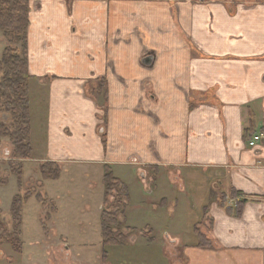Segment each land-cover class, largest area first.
Segmentation results:
<instances>
[{"label": "crops", "instance_id": "obj_1", "mask_svg": "<svg viewBox=\"0 0 264 264\" xmlns=\"http://www.w3.org/2000/svg\"><path fill=\"white\" fill-rule=\"evenodd\" d=\"M29 6L32 155L24 162L41 178L46 162L61 173L89 162L124 183L137 172L164 194L155 209L173 215L185 206L187 231L166 230L163 243L151 237L175 264H264V140L249 145L264 134V0ZM127 207L122 221L134 229Z\"/></svg>", "mask_w": 264, "mask_h": 264}, {"label": "rangeland", "instance_id": "obj_2", "mask_svg": "<svg viewBox=\"0 0 264 264\" xmlns=\"http://www.w3.org/2000/svg\"><path fill=\"white\" fill-rule=\"evenodd\" d=\"M2 34L0 29V49L9 45L21 48ZM2 104L0 101V120L7 125L8 134L0 140V264H175V257L159 244L160 239L151 237L161 235L163 243L164 231L171 232L175 227L187 231L182 203L173 215L166 207L158 205L155 209L153 201L164 194H152V187L145 188L137 172L126 174V215L130 214L127 224L134 227L128 229L122 221L124 189L114 186L105 201V175L110 170H97L92 163L75 161L65 164L57 180L43 181L35 163H25L18 157L16 142L10 137L17 125ZM17 194L32 195L24 204L21 226L15 225L11 215L12 200ZM53 204L58 208V228L50 236L46 229L55 218L54 215L52 219ZM103 210L117 215L120 225L115 232L125 236L122 243H104ZM19 229L20 238L11 239L10 235L18 234Z\"/></svg>", "mask_w": 264, "mask_h": 264}, {"label": "trees", "instance_id": "obj_3", "mask_svg": "<svg viewBox=\"0 0 264 264\" xmlns=\"http://www.w3.org/2000/svg\"><path fill=\"white\" fill-rule=\"evenodd\" d=\"M30 0H0V29L4 36L11 43L20 44L21 48L7 46L0 58V101L12 115L13 123L17 129L10 134L16 142V152L19 158L28 159L32 155L30 140L31 132V107L29 95L30 74L28 71L27 58V33L29 27ZM105 81L102 83L104 84ZM103 89V85L99 87ZM8 134L7 125L0 120V140ZM40 172L43 179H58L61 175V168L55 162H46L41 165ZM105 201L108 199L114 186H121L126 192L125 199L128 200V188L126 184L111 171L105 175ZM31 196H21L17 194L12 201L11 215L15 225L21 226L23 220L24 203ZM107 202V201H106ZM125 205L127 202H124ZM124 205V208L126 207ZM243 203L238 204L237 214L240 213ZM0 210V216H1ZM102 236L105 244H120L125 240V236L117 235L115 227L120 225V221L115 213L108 210L102 211L101 216ZM5 229V228H4ZM0 230L3 225L0 218ZM200 244L205 241L200 230L196 229ZM20 238V229L10 235L11 239ZM14 241V240H13ZM12 241V243H14ZM22 242V241H21ZM20 248V247H18Z\"/></svg>", "mask_w": 264, "mask_h": 264}, {"label": "built area", "instance_id": "obj_4", "mask_svg": "<svg viewBox=\"0 0 264 264\" xmlns=\"http://www.w3.org/2000/svg\"><path fill=\"white\" fill-rule=\"evenodd\" d=\"M264 140V134H254L252 139L249 141L250 146H256L259 142Z\"/></svg>", "mask_w": 264, "mask_h": 264}, {"label": "water", "instance_id": "obj_5", "mask_svg": "<svg viewBox=\"0 0 264 264\" xmlns=\"http://www.w3.org/2000/svg\"><path fill=\"white\" fill-rule=\"evenodd\" d=\"M144 62H145L146 64H150V63L152 62V57L149 56V57L145 58Z\"/></svg>", "mask_w": 264, "mask_h": 264}]
</instances>
